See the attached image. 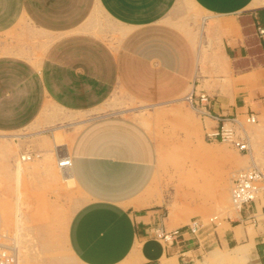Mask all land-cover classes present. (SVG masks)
I'll return each instance as SVG.
<instances>
[{
    "label": "crops",
    "instance_id": "1",
    "mask_svg": "<svg viewBox=\"0 0 264 264\" xmlns=\"http://www.w3.org/2000/svg\"><path fill=\"white\" fill-rule=\"evenodd\" d=\"M116 86L150 101L191 87L189 103L205 93L217 123L251 110L264 94V0H0V130L48 121L53 109L91 110ZM45 125L33 134L53 132ZM48 153L57 178L69 176L80 193L67 242L83 264H212L215 251L226 252V264H264L261 199L225 218L223 232L224 221L170 244L156 236L185 222L146 192L158 159L138 120L90 116L69 147L55 135ZM21 154L12 173L23 196ZM65 156L70 164L60 167Z\"/></svg>",
    "mask_w": 264,
    "mask_h": 264
},
{
    "label": "rangeland",
    "instance_id": "2",
    "mask_svg": "<svg viewBox=\"0 0 264 264\" xmlns=\"http://www.w3.org/2000/svg\"><path fill=\"white\" fill-rule=\"evenodd\" d=\"M186 7V13L199 15L193 5ZM190 91L191 87L170 100L150 101L116 86L107 100L91 110L71 113L53 109L48 121L40 116L24 129L0 130V227L12 238L17 264H83L72 254L67 242L68 222L79 204L80 193L69 176L57 178V162L48 150L55 135L61 138L62 146L69 147L76 132L93 115H128L148 130L156 144L158 160L146 192L165 204L179 222H187L193 215L207 217L218 213L224 221L218 230L223 232L229 227L225 218L237 215L229 196L233 174L250 167L252 158L264 172V94L252 102L251 110L243 109L237 116L222 115L226 118L217 123L210 119L212 116L195 110L194 100L191 106L186 98ZM247 113H254L255 121H247ZM231 117L237 119L236 132L247 136L248 151H240L231 142L206 134ZM45 121L54 127L53 132L33 134L34 130L47 127ZM18 132L24 135L12 136ZM39 138L40 145L34 146V140ZM30 151L38 152L39 156L22 161L23 196L21 191L15 195L13 166L19 153ZM260 204L264 205L263 199ZM257 216L259 222L264 219V214ZM217 253L210 258L212 264L228 263L225 251L222 255Z\"/></svg>",
    "mask_w": 264,
    "mask_h": 264
},
{
    "label": "built area",
    "instance_id": "3",
    "mask_svg": "<svg viewBox=\"0 0 264 264\" xmlns=\"http://www.w3.org/2000/svg\"><path fill=\"white\" fill-rule=\"evenodd\" d=\"M263 30V29H261ZM190 100H194L197 107L204 116L215 117L206 108L208 96L201 92L197 95V98L193 99L192 95ZM219 118V117H217ZM256 117L254 113H247V121H255ZM227 122H229L227 124ZM236 117H231L229 121H223L219 127H216L210 131H206L209 137L214 139L220 138L224 141L231 142L238 150L248 151V140L245 135L236 132L237 125ZM39 154H37L38 156ZM35 156L33 152H27L21 154V160L32 159ZM60 164L69 165L70 159L66 157L59 160ZM231 207L235 210L240 209L243 204L253 201L255 199H264V172L258 166H250L244 169L237 170L232 177V182L229 190ZM223 221V218L218 213H213L207 217L194 215L183 224L175 226L170 229L158 227L156 229V236L162 240L165 244L175 242L182 234H196L200 230L210 227L212 229L219 226ZM14 243L9 236L8 231L0 227V264H15L16 253L14 250Z\"/></svg>",
    "mask_w": 264,
    "mask_h": 264
},
{
    "label": "bare ground",
    "instance_id": "4",
    "mask_svg": "<svg viewBox=\"0 0 264 264\" xmlns=\"http://www.w3.org/2000/svg\"><path fill=\"white\" fill-rule=\"evenodd\" d=\"M195 107V106H194ZM195 109L196 110H201V108H198V107H195ZM241 125V124H240ZM244 127V126H243ZM243 129V128H242ZM247 137V136H246ZM247 140H248V138H247ZM249 141V140H248ZM248 148H249V142H248ZM250 149V148H249ZM248 149V150H249ZM66 157H68V156H65V157H63L62 159H64V158H66ZM20 159H21V156H20ZM59 166L60 167H68L69 165H64V164H60V162H59ZM253 166H255V165H253ZM14 250H15V247H14ZM18 263V258L16 257V261H15V264H17Z\"/></svg>",
    "mask_w": 264,
    "mask_h": 264
}]
</instances>
